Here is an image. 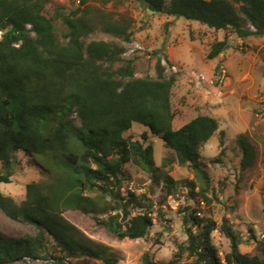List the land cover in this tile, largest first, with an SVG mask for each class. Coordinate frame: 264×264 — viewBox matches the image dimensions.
Masks as SVG:
<instances>
[{"label": "trees", "instance_id": "16d2710c", "mask_svg": "<svg viewBox=\"0 0 264 264\" xmlns=\"http://www.w3.org/2000/svg\"><path fill=\"white\" fill-rule=\"evenodd\" d=\"M121 1L80 0L67 13L48 16L47 0H0V183L10 184L11 167L19 168L23 160L52 178L47 186L26 184L20 203L0 193V210L34 229L33 235L16 239L0 234V264L39 259L51 264H118L110 248L62 216L67 210L90 216L111 238L146 237L153 226L151 203L129 190L132 178L125 165L143 171L151 182L165 184L167 195L174 194L175 186L159 173L149 147L124 136L133 124L147 127L174 153L176 164L192 172V179L176 192L186 189L188 199L198 204L220 202L222 183L214 186L199 157L217 122L197 115L173 129L171 92L176 79L165 77L160 61L154 78L135 77L131 62L119 66L124 62L121 45L83 42L97 30L125 44L132 41V19L107 9ZM135 1L153 13L230 31L240 39L264 37V0ZM226 46V40L213 43L207 58H216ZM235 143L240 170L245 171L256 160V147L246 134ZM198 214L196 209L188 214L186 243L168 264H179L183 256L190 264H221L211 238L215 232L228 241L223 256L227 264H264V243L255 252L241 254L240 235L229 219L217 224ZM139 264L157 263L144 253Z\"/></svg>", "mask_w": 264, "mask_h": 264}, {"label": "rangeland", "instance_id": "374dc122", "mask_svg": "<svg viewBox=\"0 0 264 264\" xmlns=\"http://www.w3.org/2000/svg\"><path fill=\"white\" fill-rule=\"evenodd\" d=\"M79 1L47 0L44 10L48 16L64 14L79 6ZM107 9L132 19V41L125 44L97 30L83 42L114 41L121 45L124 62L119 66L125 61L131 62L135 77L154 78L157 61L165 68V77L174 75L173 129H179L197 115L209 116L217 122V131L201 146L199 157L214 186L221 187L222 183L223 189L219 193L220 202L209 205L188 199L186 189L176 192L186 180L192 179V172L178 166L174 153L147 127L133 124L124 136L149 147L159 173L170 177L175 186L174 194L167 195L165 184L151 182L143 171L131 164L125 165L132 178L129 190L135 195L144 194L151 203L153 226L146 237L118 240L109 237L95 226L90 216L79 211L67 210L62 216L88 238L110 248L119 258L118 264H139L144 253L157 264H168L178 246L186 243L185 230L189 227L186 221L192 209L199 211L200 219L210 218L217 224L223 217L229 219L241 238L240 253L257 251L264 243V37L240 39L230 31L213 30L194 21L153 13L135 0L111 4ZM223 40H226V49L216 58L208 59L211 45ZM243 134L256 147V160L245 171L240 170V153L235 143ZM18 155L23 158L22 153ZM11 170V183H0V193L15 203L24 200L26 184L52 183L51 175L29 160H23L19 168L12 166ZM0 234L16 239L33 235L34 229L10 219L0 210ZM211 238L218 255L223 257L229 250L228 241L217 232ZM11 264L51 263L39 259ZM179 264H190V259L183 256Z\"/></svg>", "mask_w": 264, "mask_h": 264}, {"label": "clouds", "instance_id": "9594fccd", "mask_svg": "<svg viewBox=\"0 0 264 264\" xmlns=\"http://www.w3.org/2000/svg\"><path fill=\"white\" fill-rule=\"evenodd\" d=\"M220 257V256H219ZM220 259H221V264H222V261L225 263V264H227L225 261H224V257H220Z\"/></svg>", "mask_w": 264, "mask_h": 264}, {"label": "built area", "instance_id": "2783aa9c", "mask_svg": "<svg viewBox=\"0 0 264 264\" xmlns=\"http://www.w3.org/2000/svg\"><path fill=\"white\" fill-rule=\"evenodd\" d=\"M222 264H225V263L222 261Z\"/></svg>", "mask_w": 264, "mask_h": 264}]
</instances>
